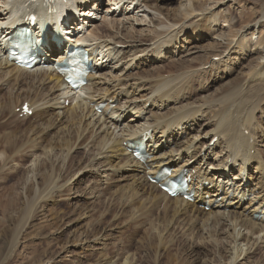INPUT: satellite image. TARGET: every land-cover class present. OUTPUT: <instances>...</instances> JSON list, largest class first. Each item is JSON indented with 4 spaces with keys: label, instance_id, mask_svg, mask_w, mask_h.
<instances>
[{
    "label": "bare ground",
    "instance_id": "6f19581e",
    "mask_svg": "<svg viewBox=\"0 0 264 264\" xmlns=\"http://www.w3.org/2000/svg\"><path fill=\"white\" fill-rule=\"evenodd\" d=\"M63 1L68 5L71 0ZM178 1V8L171 11L160 8L161 5L156 4L154 0H105L102 5L95 0L91 7L90 0H76L73 6L77 4V7L81 8L82 15L97 10L95 13L100 20L97 22L89 20L84 38L90 42L93 49L97 48L104 60H99L96 67L98 72L90 77L88 85L79 91H74L66 87L56 74L54 63H49L44 71L21 70L9 63L4 56L8 45L6 40L13 34L10 25L12 23L9 22L25 21L26 15L21 16V9L32 8L35 2L0 0V70L13 68L7 74L13 77L10 81L14 83L9 91L0 87L1 91L6 90L3 95L4 102L2 99L4 107L0 109V174L7 173L8 175L3 174V176L10 175L14 179L17 178L16 182L19 184L15 190L19 189V194L22 192L25 211L28 207L31 208V213L44 211L52 205L56 208L55 215L59 210L57 208L69 203L72 193L71 181L81 174L87 177L89 173L90 175L96 173L97 167L108 168L110 176L117 177L120 182L124 178L123 174H127L129 179L127 186L124 184L120 190L116 186L117 189L113 192L106 187L96 190L98 191L96 193L93 188L89 190L91 193L88 196L95 200L96 204H100H97L98 207L101 208L104 201L108 202V206L105 210H98L95 213L97 221L91 226V232H83L80 235L84 236L83 239H79L75 233L72 238H74L73 242L79 243V240H82L81 243L85 245L91 244L93 239V254L90 255L88 246L80 244L83 250L79 253L83 254L79 255L80 260H75L76 263H66L65 259L70 253L67 245L70 242L58 241L60 244L57 246L59 252L56 258L50 257L47 262L40 264H140L142 262L140 251H132L134 245L130 240L134 237L142 238L140 237L142 231L145 238L143 236L144 239L139 241L143 245L140 249L147 252L146 259L152 261L151 264H249L251 262L264 264V127L262 125L264 123L259 117V114L264 112L262 108L264 55L253 60L248 68L246 67L247 71L249 70L246 78L239 82V85L236 82L238 86L225 97L212 100L206 96L208 98L205 97L202 102H197V99L191 102L196 88L199 92L206 88L205 75L208 72L204 73L202 68L205 67L204 62L209 56L219 58L236 51L249 54V49L251 54L253 47H258L259 50L257 48L256 51L261 55V51H264V40L260 42L257 39L255 42L254 36L257 30L251 26L256 23L258 17L255 14L248 15L232 25L229 30H225L232 19L223 16L227 10H222L223 8L219 6L221 1ZM133 3H136L137 7L131 12ZM214 8H218L220 12L212 11ZM104 9L106 12L102 16ZM162 10H167V13H163ZM140 12L149 13L148 21L136 19V15ZM80 21L81 19L74 18L72 20L74 23L67 31L75 29L77 22ZM84 21L88 20L84 19ZM221 23L227 25L218 30L216 26ZM187 35L193 40L203 38L208 39L209 42L203 48H195L198 53L195 52L196 55L192 60L173 61L167 63L165 67L163 65L153 68L144 67L133 76L128 75L129 73L125 74L126 83L117 85L120 87L118 93L111 92L117 89V86L112 89H108L105 85L98 88L96 82L93 83L98 75L102 76L99 71L106 70L105 65L109 62L112 64L116 60L114 66L121 63L124 67L121 68V73L127 72L128 69L134 73V68L139 69L149 58L162 57V48L176 49L181 43L179 40L186 42ZM56 36L60 37L59 34ZM147 43H155V45L152 44L151 49L145 47ZM50 47L53 48L51 51L53 57L64 53L63 50L55 48L54 41L50 42ZM257 60L260 62L257 63ZM226 66L224 65L223 75L228 76L231 72L225 71ZM199 70L202 71L198 75L190 73ZM203 73L204 75L201 76ZM30 74L34 75V79L28 82ZM174 74L177 77L173 78ZM0 77L1 80L5 78L4 75ZM196 77L202 79L194 81ZM131 78L135 83L149 84L142 86L129 84L128 80ZM48 82H54L55 86L51 87V90L45 88L48 87L46 85ZM36 84H39V87ZM128 87L137 88L143 91L144 95L139 93L137 97L139 90L132 91V88L128 91L126 89ZM55 89L58 90L59 95L53 92ZM103 91L104 94L101 93ZM121 95L127 96L123 103H120ZM62 99L63 103H60ZM67 101L69 107L66 106ZM140 101L142 103L138 104ZM212 101L219 105V109L216 114L209 116L210 109L205 106ZM25 102L30 103L34 111L33 117L37 121L33 122L32 117H23L24 119L19 121L17 116L16 120L14 118L8 121L6 117L10 116V113L6 115L5 111L9 108L11 111L17 107L21 108ZM99 103L106 104L101 115H98L95 109V105L98 106ZM113 103H118L117 110L110 109ZM147 103H152L151 109L145 108ZM193 105L195 107H192ZM7 107L9 108L6 109ZM128 112H134L137 118L123 120L121 116ZM18 114L16 112V115ZM141 114L144 116L143 119H140ZM198 120L211 124L206 125L205 128L199 125L197 135L192 134L193 137L190 139L191 133L187 137L189 134L186 133L188 132L186 128L190 125L192 127L198 125ZM61 123L69 131L66 130L68 133L64 135L63 131L61 132L64 128H61ZM74 123L78 125L77 129H73L76 125L67 126ZM52 128L58 129L53 137V134L50 136ZM60 132L63 136L59 138ZM200 134L203 135V139L212 136L203 143ZM48 136L51 139L44 141ZM215 138L218 140L211 147L210 143ZM20 140L28 141V146L23 144L26 142L20 145L18 142ZM130 143L145 145L150 149L152 159L145 164L138 163L129 152ZM83 150L84 155L80 157ZM164 166L173 169L175 173L184 171L187 177L192 178L198 188L197 201L189 203L182 198H169L151 183V176ZM13 178L10 180L14 181ZM79 182L77 183L80 188ZM94 182L100 184L101 181ZM79 188L77 187V192L81 193ZM8 189L10 190V187ZM87 192L83 191L85 195ZM116 195L123 201L120 211L112 205L113 201H117ZM250 197L251 200L247 201ZM141 201H143L142 207H146L147 204L150 208L147 207V212H144L140 219L134 217L129 220L132 226L134 225V233L127 239L129 244L122 245L121 241L119 247L113 246L114 251L103 249L98 252L96 248L105 240L104 236L100 237L101 229L105 225L104 219L113 218V222L107 227L108 231L113 230L121 223L120 218L125 209ZM54 210L50 209L52 212ZM259 212L261 218H256ZM84 215L77 213L78 218L75 220L81 219ZM154 217L156 221L149 226L148 223ZM66 218L65 211L61 212L60 224L66 225ZM31 219L30 215L22 219L19 236L21 230L30 226ZM162 223L164 230L162 228V231L157 232L158 235L152 234ZM47 225L50 227L51 224ZM129 228L131 226L126 227V230ZM184 238L190 248L194 246L205 248L203 251L209 253V260L197 262L195 259L194 262L188 263L185 257H189L191 253H186V249L181 246L184 245L181 243ZM146 239L149 241L147 242ZM17 244L18 241L13 247L14 250ZM136 247L138 249V244ZM253 248L255 253L260 254L259 257L250 256ZM96 252L100 253L98 258ZM192 256L190 259H193Z\"/></svg>",
    "mask_w": 264,
    "mask_h": 264
},
{
    "label": "rangeland",
    "instance_id": "374dc122",
    "mask_svg": "<svg viewBox=\"0 0 264 264\" xmlns=\"http://www.w3.org/2000/svg\"><path fill=\"white\" fill-rule=\"evenodd\" d=\"M94 1L95 0H90V7H91V4ZM97 1H99V3L101 1H103V3L105 2V0H97ZM154 1H156V4H158L159 6L161 5L160 8L171 10V11L172 10L174 11L175 9L178 8V2H179L178 0H154ZM219 1H221V2H219L220 3L219 6H221V8H223L222 10H224V9L227 10V13H224L223 16L232 19L229 22V26L226 24L227 27L225 28V30H229L232 27V25L237 24V22L239 20H243L245 17H248V15L255 14V16L258 17V19L256 20V23L251 25V26L254 27L255 30H257L256 33H255V36H254L255 42L257 41V39L260 42H262L264 40V18H263V16H264V0H223V1L219 0ZM221 3L223 4V6H222ZM106 8L107 7H105V9ZM105 9L103 11L104 13H102V16L106 12ZM217 9L218 8H214L212 11H215L216 13L220 12V10H217ZM167 10H164V11L162 10V12L163 13H167ZM229 10H230V12H229ZM228 12H229V14H228ZM130 14L132 15L131 12H130ZM141 14H142L141 16L140 15L139 16L136 15L137 16L136 19L137 20H147V14H149V13H147V14L141 13ZM259 18H260V20H259ZM226 25L221 23L220 25H217L216 28L219 30L220 28H223ZM185 38H188V40L186 42L179 40L181 43H180V45H178V47L176 49L175 48L171 49L169 47L168 48L167 47L162 48L161 49V52H163L162 53V57L160 56L158 59L149 58L147 61H145L146 63L142 64V66L139 69L134 68V71H135L134 73L132 71L130 72L129 69H128L127 72L121 73L120 72L121 68H124L121 63L119 65L114 66L116 60L113 61L112 64H110V62H109V64L105 65L107 67L106 70L100 71V75L102 74V76H100L101 78L98 75V78L96 77L97 79H95L93 83L96 82V84L99 86L98 88H101V86L105 85V86L108 87V89H112V87H114V86H117V85H119L121 83L122 84L126 83V81L124 82V80H126L124 78L127 77L126 75L128 73H129L128 75L131 74L133 76L134 74H138V72L142 71V69H144V67H149L150 66V67L153 68V67H159V66H162V65H163V67H165V66H167V63H171L173 61H175V62L178 61L179 62V60H192V58L195 57L196 53H198V50L195 49L196 47L203 48V47H205V46H207L209 44L208 39L204 40L203 38H201V39H198V40H193V39H191V36H189V35H187ZM152 44L155 45V43H151V44L147 43V45H145V47L148 46V47H151V49H152L153 48ZM193 48H194V50H193ZM257 48L258 47H256V48L253 47L251 49L252 50L251 54H250V49H249V54L241 53L240 51H236V52H230L229 54L228 53L224 54V55H222L219 58L218 57L215 58V57H210L209 56L206 59V61H205L206 63L204 62V64H206L205 67L202 68L204 73L208 72L207 75H205V77H206V79H205L206 88L204 90L200 91V92L196 88L195 92L192 94L191 102L194 101V99H195V101L198 100L197 102H199V101L202 102V100H204V98L206 96H208L209 99L218 100L219 98H222L223 96L225 97L226 94L231 93L233 90H235L234 87L238 86L240 84L239 82H241L243 79L246 78L247 72L249 71V70L247 71L248 66L253 62V60L259 59L258 57L264 55V51H261V53H260L261 55H259L257 53V51H256ZM258 50H259V48H258ZM262 52H263V54H262ZM259 62H260V60H259ZM259 62L257 60V63H259ZM163 63H165V64H163ZM255 64L256 63H254V65ZM224 65H227L225 71L229 70L228 72H231L228 76L223 75V73H224V71H223ZM10 69H13V68H2L0 70V75L1 76L2 75L5 76L4 80H1V77H0V80H1L0 81V87L5 88L7 91H9L11 89V87L14 85V83L10 81L13 77L9 73L7 74V72L12 71ZM202 70H199L197 72H190V73H192L193 75H198V73L200 74V72ZM204 73L201 74V76H203ZM176 74H174L172 77L173 78L177 77ZM124 75H125V77H124ZM150 75H153V74H150ZM33 76H34L33 74L28 75V79H27L28 82H30L31 79H34ZM165 76H167V75H165ZM106 78H108V79L106 80ZM135 79H137V78H135ZM201 79L202 78L196 77L194 81H200ZM236 82L238 83V85H237ZM93 83H92V86H94ZM128 83L132 84V83H135V81H134L133 78H131V79L128 80ZM135 84H136V86H142V85H148L149 83L139 84V83L136 82ZM36 85H37V87H39V84H36ZM46 85H48V87L46 86L45 88H48L50 90L55 86L54 82H48V83H46ZM229 87H231V89ZM119 88L120 87H118L117 89L111 90V92L118 93V92H120ZM132 88L133 87H128L126 89L128 91H130V89H132ZM6 90L5 91H1V88H0V96H1L0 97V109L2 107H4V105L2 103V99H3V95L5 94ZM134 90L138 91L139 89H137V88L134 89L133 88L132 91H134ZM32 91H34L33 88H32ZM57 91H58L57 89L53 90V92L56 93V95H59V92H57ZM101 93L104 94L105 91H103ZM137 93H138V94H136L137 97H139V93L144 95V92L140 91V90ZM126 97H127L126 95H121V102L120 103L125 102V98ZM208 97H206V98H208ZM3 102H4V99H3ZM60 103H63V99L60 101ZM139 103L141 104L142 102L140 101V102H138V104ZM147 104H149V105H147ZM147 104L145 105L146 106L145 108L146 109H151L152 108V103H147ZM216 104L217 103L212 101L209 105L205 106L206 108L210 109L209 112H208L209 116H211L212 114H216L217 113V111L219 109V105H216ZM66 106L69 107V103L68 102L66 103ZM118 106H119L118 103H116V107L114 109L117 110ZM192 107H195V105H193ZM8 108L9 107H7L6 109H8ZM262 108H264V105H262ZM10 109L11 108H9L6 111L4 110L6 115H8V113H10V116L8 115L9 117L8 116L6 117V119L8 121H12V120H14V118L16 120V116L18 117L17 119L19 121L23 120V117H21V115H20V110H19L20 107H17L16 109H14L15 111L14 110L11 111ZM9 111H11V112H9ZM13 111H14V114H15L14 117L12 116L13 115ZM55 111H57V110H55ZM153 111L155 112L156 110H153ZM16 112H17V114L19 112V114L16 115ZM131 113L132 112H130V113L128 112L124 116H121V118L123 120H127V121L132 120V118L136 119L137 118L135 116L136 114L134 112L132 114ZM99 114L101 115V113H99ZM141 117L142 118H140V119H143V117H144L143 114H141ZM259 117H261L262 123H264L263 122V120H264V112L260 113ZM32 118H33V122L37 121L34 117H32ZM17 124H18V121H17ZM209 124H211V123H209ZM209 124L207 122H204L203 120H198V125H194L193 127L190 125L189 127L186 128V131H188L186 133L189 134V135H187V137L190 136V133H191V137H189L190 139L193 137V135H195V134L197 135V133L199 131L198 130L199 129V127H198L199 125L202 126L203 128H205L206 125H209ZM73 125L75 126L76 124L74 123L72 125L70 124V125H67V126L69 127V126H73ZM262 125L264 127V124H262ZM60 126H61V128H63L65 125L62 126V123H61ZM77 126L78 125L73 127V129H77ZM56 130L58 131L57 128H52L51 131H50V136L53 134L52 135V137H53L56 134V132H55ZM66 130L68 131V129H66L65 127L61 130V132L63 131L62 132L63 135L66 134V132H67ZM61 132H60L61 135L58 134L59 138L61 136H63ZM202 134H200V136ZM211 136L212 135H210L208 138H204L203 139V135H202V137H201L202 138V142L206 143ZM57 138H56V140H57ZM50 139H51V137L49 138V136H48L44 141H47V140H50ZM20 141H18L20 143V145H21V143L26 142V143H23V144L28 146L27 145L28 141H23V140L21 142ZM18 142H17V144H19ZM20 145H17V146L20 147ZM262 149H263V147H262ZM82 154L84 155V150H83V152H81L80 157H82ZM252 154H253V151H252ZM98 159H101V158L98 157ZM254 167H256V165H254ZM208 169H212V168L208 167ZM98 170H99V172H98ZM96 173H91V175L89 173V175L87 177L84 176V174H81L78 177L76 176V178L71 181L70 186H72V193L70 194L71 197H70V199L68 201L69 203L66 204V206H64V207H59L58 206L59 208H57V209H59V210L57 211L58 213H56L55 215H54V213L56 212V208H54L52 205L48 206L46 208V210H44V211H37V212L36 211H32V213H31V208L30 207H28L27 211H25V208L23 206L24 202L22 201L23 200V195H21L22 192L20 191L21 194H19V192H18L19 189L15 190V188H18L17 184H19L18 182H16V181H18L17 178L14 179L10 175L9 176H5V175H8L7 173H3V174H5L4 176H3V174H0V185H1L0 186V255H1L0 256V264H36V263L40 264V262H47V260L50 257L55 259L56 256H57L56 254L59 252V249H57L58 248L57 246L60 243H58V241L61 242V243L70 242L67 245V248L70 251V253L68 254V256L65 259L66 263H71V262L73 263V262H75V260L76 261L80 260L81 256H79V255H83V254H79V253H81L83 251L81 249V245H80V244H82L81 243L82 240H79V243L73 242L74 238H72V235L75 233V235H77V237L79 239H83L84 236H80V235L83 232L84 233L87 232V231L91 232V230H92L91 226L95 225V223L97 221L96 220L97 216L95 215V213L98 210H100V211L105 210L107 208V206H108L107 205L108 202L104 201L103 202V206L101 208L98 207L97 204H99V203L96 204L95 200L91 199V197L88 196V195H90L89 193H91L89 190H91L93 188L92 190L96 193L99 190H101V189L106 187V188H109L113 192V191H115V189H117V187L120 190L122 188V186H124V184H125V186H127L128 180H129L127 174H123L125 180L123 178V180L121 182L117 179V177H115V176L111 177L110 176V170L108 168L105 169L103 167H97ZM111 175H113V174L111 173ZM8 177H10V178H8ZM12 178H13L14 181L10 180ZM116 179H117V181H116ZM75 180L80 181L79 182L80 183V188H79V184L77 183L78 181H75ZM91 180H92V182H90ZM98 180L101 181L100 184H99V182L98 183H96V182L93 183V181H98ZM109 180H112V182H110ZM3 181L6 184H8V185H5V183H2ZM10 181H12V182H10ZM125 182H127V183H125ZM255 184H256V182H255ZM68 186H69V184H68ZM4 187H6V188H4ZM9 187H10V190L8 189ZM77 187L79 188L81 193L77 192ZM86 187H87V189L85 190ZM12 189L14 191H16V192H14ZM96 190H98V191H96ZM83 191H85V192L88 191L86 193L87 195H85V193H83ZM77 193H78V195H77ZM116 199H117V201L116 202L113 201L112 205L118 211H120L121 210L120 206L123 204V201L117 195H116ZM21 202H22V204H21ZM135 204H136V206H135ZM152 204H153V202H152ZM142 206H143V201H141L140 203L136 202V203H134V206L126 208L125 211H124V214L122 215V218H120V219H122L121 220L122 224L120 223L121 225L119 224L117 227L113 228V230H110V231L107 230V227L110 225L111 222H113V218L109 217V218H105L104 219L103 224H105V225L107 224V225L106 226L104 225V227L101 229V233L102 234L100 235V237L104 236L105 240L103 241V244H101V246L99 245L100 247L98 246L96 248L98 250V252L103 250V249L104 250L106 249L105 251L109 250L111 252V251H114V247L117 248L121 244L122 245L129 244V242L127 243V241H128L127 239L129 238L130 234L132 235L134 233V225L132 226L131 221H129V220L134 218V217H135V219H140L141 215L142 214L144 215L145 214L144 212H147V210H148L147 209V207H148L147 204L145 205L146 207H142ZM148 208H150V207H148ZM50 209H53V210L55 209V210L52 212V211H50ZM138 209H139L140 212L138 211ZM142 209H143V212H142ZM64 211H65V215H67V218L65 219L66 225L60 224L61 212H64ZM87 212H88V214L86 215ZM89 212H91V213H89ZM77 213H81V215H84V214L85 215L83 217H81V219L75 220L76 218H78ZM57 214H58V216H57ZM157 214L159 215V213H157ZM27 215L28 216L30 215V217H32L31 222L29 221V225L30 226L26 227L24 230H21V234L19 236L18 233H19V230H20L22 219L23 218L25 219ZM51 215H52V217H50ZM54 216H55L56 219L54 218ZM62 216H63V214H62ZM89 216H91L92 218L89 217ZM125 219H127V220L125 221ZM50 220H52V222ZM57 220H58V222H57ZM155 221H156V217H154L148 223V225L151 226V224L153 222H155ZM53 223H56V224H53ZM47 224H49V225L51 224L50 227H48ZM52 224L56 225V227L53 226ZM130 226H131V228H129V230H126V227H130ZM46 227H48V229H46ZM159 227L161 228V230H160ZM158 228L157 229L155 228L156 232L153 230L154 232L152 234L156 233L155 235H158L159 233L157 234V232L162 231V228L164 230V224L162 223V225H160V226L158 225ZM122 230H124V231H122ZM141 234H140V237H142V238H135L134 237L133 240H130L131 241L130 243L132 245H134V247L132 248V251L133 252H135V250H137L136 252H138V250L140 251V256L142 257V262H140V264H151L152 261H150L149 259H146V253L147 252L144 249L142 250L143 245L140 242L145 238V234H144L143 231H142ZM143 236H144V238H143ZM124 239H125L126 242L124 241ZM92 240L93 239H91V242H90L91 244H88V245L82 244V245H85V246L89 247V248H87V250L91 251L90 255L93 254V252H94V251H92L93 250V246H94ZM147 240L148 239H146V241ZM17 241H18V244L16 245L17 247H15V250H14L13 247L15 246V243ZM121 241H122V243L120 244ZM114 242H115L116 245L114 244ZM84 243H85V241H84ZM111 243H113V244H111ZM181 243H183L185 245V246L184 245H181V246H183L186 249V253H191L189 255V257H185V259H186V261L188 263L194 262L195 259H197V262H198V260H203V261L209 260V258H210L209 253H206L205 251H203V250H205V248L203 249L202 247H199V246L198 247L196 246L197 248L195 246H194V248L188 247L189 244L186 242V238H184L181 241ZM137 244L139 246L138 249L136 247ZM103 245H105V247ZM135 247H136V249H135ZM140 247H142V248L140 249ZM99 248H100V250H99ZM98 252H96V253H98ZM49 253H50L51 256L50 255L48 256ZM113 253H115V252H113ZM207 254H208L209 257L207 256ZM15 255H16V257H15ZM98 255L100 256V253H98L96 255L97 258H98ZM259 255L260 254L255 253V248H253L251 250V252H250V256L251 257H255L256 258V257H259ZM76 256H77V258H76ZM191 256H192L193 259H190ZM253 263L251 262L249 264H253Z\"/></svg>",
    "mask_w": 264,
    "mask_h": 264
}]
</instances>
